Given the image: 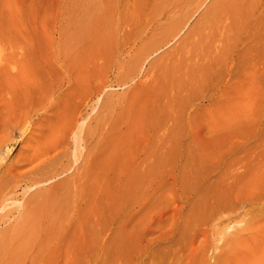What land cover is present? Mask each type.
Here are the masks:
<instances>
[{
  "label": "rangeland",
  "instance_id": "1",
  "mask_svg": "<svg viewBox=\"0 0 264 264\" xmlns=\"http://www.w3.org/2000/svg\"><path fill=\"white\" fill-rule=\"evenodd\" d=\"M97 1L68 60L85 0H0V233L63 179L71 203L12 263L264 264V0Z\"/></svg>",
  "mask_w": 264,
  "mask_h": 264
},
{
  "label": "bare ground",
  "instance_id": "2",
  "mask_svg": "<svg viewBox=\"0 0 264 264\" xmlns=\"http://www.w3.org/2000/svg\"><path fill=\"white\" fill-rule=\"evenodd\" d=\"M137 2L138 0H132L133 4H137ZM247 2L248 0H218L212 10L206 14V17L211 14L212 20H215L222 13L230 14L242 12L248 5ZM70 29V38L64 40L67 46L64 53L68 57L65 59L68 60H72V58L74 57V52H72L73 50L71 48L74 43L73 40H77L78 37L88 43L90 39L93 40L96 37H98V40H100V38L103 40V37L105 38V10L99 7V3L97 0H85V5L78 8L76 12L71 14ZM184 55H187V53H184ZM166 72V68H161L162 75H164ZM87 157H92L91 151ZM58 164V162H55L53 164L51 163L50 166L48 168L46 167L47 169L42 172L41 176L52 174L53 170H57ZM154 167V163H149L148 172L151 173ZM91 175V165L85 164L83 173L81 174V179H83V177L87 179ZM67 180L63 179V181L57 183L56 186L53 185L47 190L38 192L34 197L31 198L29 209L25 213V216H23L22 222L8 229H5L0 233V264H13V258L18 254H20V256L22 257L25 254L27 248L35 246V241H37V238L38 242L36 244V247L38 246L39 249H41V234H45V237L54 235L55 228L52 225H50V227L48 228L49 230H47L46 232L45 228L44 231H41L40 224L41 222H43V217L50 210L60 213L63 212L65 208L71 205V203L68 202V198L70 195L68 189H62L67 186V183H69ZM78 183H80L79 180H77L76 184L74 183L76 185V188L78 187ZM8 246H11L9 257L7 259H4L3 253L8 249Z\"/></svg>",
  "mask_w": 264,
  "mask_h": 264
}]
</instances>
